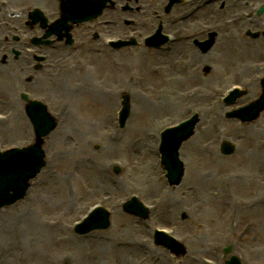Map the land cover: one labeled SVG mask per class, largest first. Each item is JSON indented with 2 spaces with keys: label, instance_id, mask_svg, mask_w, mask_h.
<instances>
[{
  "label": "rangeland",
  "instance_id": "1",
  "mask_svg": "<svg viewBox=\"0 0 264 264\" xmlns=\"http://www.w3.org/2000/svg\"><path fill=\"white\" fill-rule=\"evenodd\" d=\"M232 27L234 30L227 32L226 37L224 27H215L218 38L241 43L232 47L224 41L219 59L189 62L183 55L187 50L204 54L196 51L193 44L177 45L169 57L137 47L101 48L98 53L82 54L77 62L71 58L72 53H67L62 62L54 58L50 69L32 72L39 79L30 86L33 96L45 98L52 112L65 110L66 114L58 118L57 128L45 142L47 166L31 183L26 197L0 209V264H29V260L30 264H92L100 247L101 264H117L113 258L120 249H124L125 257L135 248L133 256L127 255L133 260L128 264H140L138 260L145 256L149 258L146 264L154 256H160L165 264H205L204 257L218 252L220 257L226 246L231 247L230 253L240 255L244 264H264V222L257 219V209L250 211L259 206L258 200L264 203V115L260 121L240 123L225 117L234 105L220 103L224 90L252 73L253 63L264 62V57L259 53V44L241 39L240 26ZM225 48L237 52L238 60H228L223 53ZM210 52L204 55L208 57ZM62 54L60 50L55 55ZM205 65L212 69L208 75L201 71ZM5 75L0 70V79ZM47 81L51 91L45 86ZM14 83H20L19 77L0 81V113L12 114V118L22 114L20 107L13 111L7 106L8 98L15 96ZM39 83L44 86L38 91ZM189 89H197L194 98L186 94ZM122 93L130 96L132 112L120 130L116 117ZM256 94V87L249 89L235 105L248 102ZM194 112L199 114V123L181 147L184 176L178 187H170L158 164L157 134L164 126ZM27 122L22 114L10 125L0 126V150L32 141ZM223 139L235 144L233 155L220 154L219 143ZM155 158L157 169L153 174ZM110 163L118 167L129 163L130 167L118 177L111 174ZM197 174L212 176L214 181L210 186L209 181L204 183L200 190L194 184L195 178L199 179ZM251 176L253 182L247 181ZM232 177L247 182V186L237 188L229 181ZM222 178L226 183L218 184ZM218 191L216 201L234 208L233 214L230 218L222 214L206 219L209 207L202 203L207 193ZM132 194L152 207L147 220L119 209V202ZM103 196L106 199L101 201ZM161 196L163 203L155 211L152 199ZM167 199L178 206L173 209ZM94 201H101L110 211L111 225L104 231L74 235L69 225ZM244 204L252 205L247 208ZM243 212L246 213L242 215ZM194 221L199 222L200 228L195 227ZM154 226L172 229L174 237L185 244L187 254L175 258L155 245ZM113 236L124 245L112 244L109 239ZM36 238L47 243H37ZM147 244L148 249L140 247ZM118 264H124L121 258Z\"/></svg>",
  "mask_w": 264,
  "mask_h": 264
},
{
  "label": "bare ground",
  "instance_id": "2",
  "mask_svg": "<svg viewBox=\"0 0 264 264\" xmlns=\"http://www.w3.org/2000/svg\"><path fill=\"white\" fill-rule=\"evenodd\" d=\"M231 42L232 41L230 39H227L226 40V43H231ZM225 45H227V44H225ZM234 46L235 47H239L241 45H240V43L239 44L236 43ZM232 47H233V45H232ZM225 49L226 50L223 53H224V56L226 58H228V60H234V59H237L238 60V58H237V52H234V51L230 50L229 48H225ZM192 54L195 57H197L194 53H192ZM241 54H240V57H241ZM216 57H217V59H219L220 55H217ZM9 68L12 69V66H10ZM1 81H2V79H1ZM145 114H148V113H145ZM147 153H149V151H147ZM150 160H151V158H150ZM197 176L199 177V179L196 177L195 178V181H194V184L200 190H201V187L204 185V183H206V182L209 181V186H210L211 183L214 181V179L212 178V176H209V177L207 176L206 177L205 175H200V174H197ZM191 179H192V177L189 179V181H191ZM252 179L254 180V177L253 176L248 177V180L247 181L250 180V182H253ZM225 181L226 180L224 178H222V179H220L218 181V184L222 182V185H223V184L226 183ZM229 181H230V183H233L239 189H244V186L245 185L247 186V182L246 183H242L243 180H239L238 178L235 180L234 177H232V178L229 179ZM240 181H242V182H240ZM198 188H191V190L192 191L193 190L200 191ZM219 194H220V191H218L216 193H207V195L205 196L206 201H205V203H202V204L203 205L205 204V205H207L209 207V212H208V216L206 217V219L209 218V217H210V219L222 217V214H225L224 217H227V218L228 217L230 218L232 216L233 211H234V208H232L228 204L223 203L222 201H219V202L216 201V200H218ZM167 201H168L170 207H173V209H175L178 206L177 203H174L172 201L170 203V200L169 199H167ZM162 203H163V200L161 202H159L157 205H159V204L162 205ZM197 206L200 208V205L199 204H197ZM249 206H250L249 204H244V207H249ZM253 210H256L255 215L257 216V219H260L262 222H264V203L263 204H259V206L255 207V208L250 209V211H253ZM250 211H247V212H250ZM245 213L246 212H243L242 215L245 214ZM202 219H204V217H202ZM30 222H32V221H30ZM193 224L195 225L196 228H200L198 222L195 221V222H193ZM35 225H36V223H35ZM35 225L33 224V226H35ZM36 229H38V228H36ZM29 239H31V238H29ZM109 240L111 241V243L113 242L112 244H115L116 246H123L124 245V243L121 244V242H117L118 241V238L116 236L111 237ZM115 240H116V242L114 243ZM36 241H37V243H42L43 245H45L47 243V241H45V240H43L41 238H36ZM31 242H32V245H34L33 237L31 239ZM198 242H201V240L199 239ZM148 246H149V244H147L145 247L141 245V247H143L144 249H148ZM200 246L203 247L202 243H201ZM135 251H137L136 248L134 250H132V251H128V254L124 255L125 257H123V254L122 253L124 252V249H120L119 250L120 253H117V256L115 258H113V259H114V261L117 264L119 263V258H121V262L122 263L128 264L130 261H133V260H132V257H131V259H129L127 257V255L133 256L135 254ZM27 253L30 254L29 251H27ZM102 254H103V251H102V249L100 247V248L97 249V253L93 256L96 261L95 262L93 261L92 264H101L100 263L101 262L100 257H101ZM159 261H162V264H165L166 263V261L165 260H162V259H160ZM159 261L158 262L156 261L155 264H159ZM66 262H67V260H66ZM23 264H25V263H23ZM29 264H30V260H29ZM47 264H52V262L47 263ZM54 264H59V262H54ZM87 264H90V263L88 262Z\"/></svg>",
  "mask_w": 264,
  "mask_h": 264
},
{
  "label": "flooded vegetation",
  "instance_id": "3",
  "mask_svg": "<svg viewBox=\"0 0 264 264\" xmlns=\"http://www.w3.org/2000/svg\"><path fill=\"white\" fill-rule=\"evenodd\" d=\"M226 4L229 5V8H227V7L224 8V12H223L222 16L223 17H232L237 12H239L243 9H247L248 6L253 5L257 8L260 4H264V0H249L245 4H243V3L238 4L237 0H223L222 7ZM47 6H49V5H47ZM248 21H250V22L253 21V28L264 30V24L263 25L261 24L264 21V15H263L262 19L257 18L255 20H248ZM241 24H243V22L238 23L236 25L240 26Z\"/></svg>",
  "mask_w": 264,
  "mask_h": 264
},
{
  "label": "water",
  "instance_id": "4",
  "mask_svg": "<svg viewBox=\"0 0 264 264\" xmlns=\"http://www.w3.org/2000/svg\"><path fill=\"white\" fill-rule=\"evenodd\" d=\"M189 134V133H188ZM38 156V153H34V158H36ZM12 157L14 156H4V157H0V171L3 168V162L10 160ZM28 167L26 168H22V169H16L13 168L12 170H10L4 177H3V181H5V183L3 185H0V194L4 193V191L8 188H11L12 186H14L16 183H20L21 180L23 179V174L26 173ZM22 177V179H21Z\"/></svg>",
  "mask_w": 264,
  "mask_h": 264
}]
</instances>
